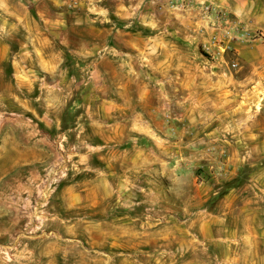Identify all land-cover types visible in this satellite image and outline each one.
Instances as JSON below:
<instances>
[{"label": "crops", "instance_id": "1", "mask_svg": "<svg viewBox=\"0 0 264 264\" xmlns=\"http://www.w3.org/2000/svg\"><path fill=\"white\" fill-rule=\"evenodd\" d=\"M70 1L11 0L9 14L13 25L25 31L22 54L31 60L27 71L43 73L38 85L40 98L49 105L47 114L56 112L50 117L57 130H74L77 162L94 157L103 168H112L116 160L126 169L137 168L151 149L158 153L157 164L166 162L162 168L174 178L178 162L181 171L189 164V146L201 148L207 161L209 146L220 142L217 146L228 153L224 184L238 183L249 170L253 194L240 205L243 226L229 224L230 210L215 216L221 223L185 225L188 234L179 243L185 253L169 264H181V257L184 264H206L197 249L206 254L213 224L217 233L235 237L217 240L219 244L243 249L223 262L264 264V163H249L250 152L264 151V138L250 142L256 131L248 125L240 130L235 123L259 115L254 107L262 98L253 89L262 83L241 80L230 67L240 61L255 69L264 65V0H182L190 11L175 3L181 0H83L75 8ZM203 3L223 13L220 22L215 14H202ZM198 27L205 37L193 32ZM226 29L261 32L263 39L242 45L226 36ZM214 36L223 41L221 49L214 48L222 50L218 69L199 56L201 41L213 48ZM70 113L73 120L67 124ZM230 129L231 136L224 134ZM239 190L234 186L229 195ZM194 226L198 236L192 233L197 232Z\"/></svg>", "mask_w": 264, "mask_h": 264}, {"label": "rangeland", "instance_id": "2", "mask_svg": "<svg viewBox=\"0 0 264 264\" xmlns=\"http://www.w3.org/2000/svg\"><path fill=\"white\" fill-rule=\"evenodd\" d=\"M10 5L11 0H0V264H169L184 252L179 243L188 234L185 225L221 223L215 216L230 210L229 224L243 226L240 205L253 194L249 170L238 183L224 184L228 153L217 146L220 142L209 146L207 161L201 148L189 146L188 167L181 171L178 162L174 178L162 168L166 162L157 164L158 153L151 149L144 153L142 167L126 169L116 160L112 168H103V161L94 157L79 164V152L72 145L74 130H57L50 117L56 112L47 114V103L40 98L43 73L26 69L31 60L22 54L25 31L13 25ZM203 31L193 30L200 37ZM240 31L231 30L230 36L242 45L253 41L254 35L245 39ZM213 42L210 39L209 48L202 40L199 56L218 69L222 50L214 48L221 49L223 41ZM237 64L230 67L237 69L241 80L262 83L253 89L262 98L254 107L259 115L235 122L240 130L247 125L254 129L256 135L246 139L258 142L264 138V65L255 69ZM241 90L245 95L247 90ZM72 120L70 113L65 123ZM249 155V163H264V151ZM234 186L240 189L235 198L229 195ZM213 225L206 254L203 248L197 253L206 264H230L222 259L243 249L219 244L217 240L235 237L217 233ZM196 231L192 233L198 236ZM179 260L184 264L183 257Z\"/></svg>", "mask_w": 264, "mask_h": 264}, {"label": "built area", "instance_id": "3", "mask_svg": "<svg viewBox=\"0 0 264 264\" xmlns=\"http://www.w3.org/2000/svg\"><path fill=\"white\" fill-rule=\"evenodd\" d=\"M81 1H83V0H71L70 1V4H69V7L70 8H75ZM128 3L129 4H132V3H136V1L135 0H128ZM175 3H177L180 7H182V8H184V9H188V8H191L190 6V4L189 3H187V2H185V1H176ZM134 9V8H133ZM201 12H202V14L204 15V16H211V15H216V18L218 19V21L220 22L221 21V19L224 17V15H223V13L222 12H220V11H217V10H215V7L213 6V5H211V4H206V3H203L202 4V7H201ZM232 29H235L234 27H232ZM237 31H238V29H237ZM241 33V36L243 37V38H245V39H248V38H250V36H252V35H254L253 36V39H263V34L261 33V32H255V33H249V32H244V31H240ZM231 31L228 29H226L225 30V35L226 36H230L231 35ZM240 36V37H241ZM238 39V38H237ZM212 40L213 41H215V42H213V43H217L216 42V40H217V37H213L212 38Z\"/></svg>", "mask_w": 264, "mask_h": 264}]
</instances>
